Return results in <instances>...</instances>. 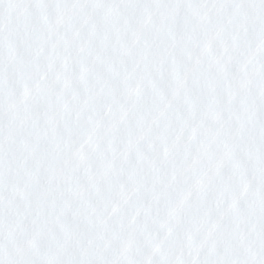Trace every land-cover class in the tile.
<instances>
[{"label": "snow or ice", "instance_id": "obj_1", "mask_svg": "<svg viewBox=\"0 0 264 264\" xmlns=\"http://www.w3.org/2000/svg\"><path fill=\"white\" fill-rule=\"evenodd\" d=\"M19 8L0 264H264V0Z\"/></svg>", "mask_w": 264, "mask_h": 264}]
</instances>
